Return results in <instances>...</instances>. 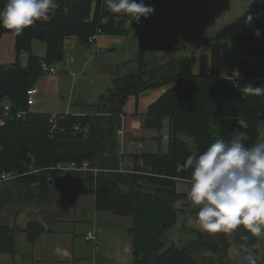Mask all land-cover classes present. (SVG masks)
<instances>
[{
  "label": "trees",
  "instance_id": "1",
  "mask_svg": "<svg viewBox=\"0 0 264 264\" xmlns=\"http://www.w3.org/2000/svg\"><path fill=\"white\" fill-rule=\"evenodd\" d=\"M57 2L59 7L49 21H36L20 34L0 27V37L4 32L16 34L17 53L14 63L0 65V116L5 101L10 103V116L0 125V176L15 172L12 179L0 181V216L4 211L17 216L24 206L34 202L54 204L18 230L16 225L0 219V253H14L20 233L33 243L39 234L52 232L57 219L64 215V197L81 192L94 195L96 211L130 218L127 234L132 264H226L224 258L232 242L253 249L260 264L254 246L259 238L243 228L227 235L208 233L200 226L183 223L180 215L185 210L176 205L190 198L176 190L178 182L189 181L190 169L184 167L189 154L202 152L217 138L228 140L238 131L246 132L247 145L257 143L264 122V95L248 96L241 89L248 83L264 86V13L259 5L250 7L214 37L203 40L209 53L176 57L166 55L167 48H160L163 54L145 58L139 49L135 56L137 70L116 76L107 93L101 95L95 112L58 114V129L50 134L49 115L28 112L27 91L44 74L41 62L52 64L64 59L65 36L75 35L87 44L98 28L100 34H128V16L111 13L105 0H94L92 8V0ZM6 3L0 0V9ZM226 38L238 41L254 61L241 58L236 74L221 77L220 46ZM36 39L46 44L42 57L33 52ZM22 51L27 53L24 66L19 61ZM170 83L175 85L148 106L141 123L142 128L160 134L167 122L166 150L129 154L131 166L123 167L125 155L119 152L117 131L124 104L131 95L137 97L145 90ZM18 111H25V116L17 118ZM240 119L247 122V128H240ZM74 125L88 129L75 131ZM180 135L191 138L192 144ZM64 161H87L88 169H58ZM58 204L59 208L55 207ZM178 219L181 228L184 225L188 230L184 242L166 246L164 235ZM242 235L249 239L242 240Z\"/></svg>",
  "mask_w": 264,
  "mask_h": 264
},
{
  "label": "rangeland",
  "instance_id": "2",
  "mask_svg": "<svg viewBox=\"0 0 264 264\" xmlns=\"http://www.w3.org/2000/svg\"><path fill=\"white\" fill-rule=\"evenodd\" d=\"M255 2H259L261 9H264V0H144L145 4L154 7V12L146 19L141 18L139 23L131 21L128 17L126 24L128 34L122 37L121 42L97 51H93V48L90 47L95 40L93 42L87 41V44L80 42L82 49L66 50L63 60L52 62L56 72L53 74L44 73L40 77L37 81L39 91L34 96L35 104L29 108H32L33 112L36 113L38 112L36 109L41 107L44 113L55 110L64 111L66 106H85V108H80V111L93 113L96 111L95 108L98 106L101 95L107 93L106 91L113 85L116 76L130 74L137 70L135 56L140 49V40H145V45L150 47L141 49L143 52L140 56L145 58L163 54L160 48H167L164 53L176 57L192 56L193 54L198 56L203 51L209 53L208 46L204 44L203 40L214 37L219 31L234 22L243 12L257 5L254 4ZM93 4L94 0H92L91 8ZM221 42L223 43L221 72L227 75V71L233 65V58L245 53L235 39L226 38ZM228 42H235L236 47L227 45ZM32 49L35 54L43 55L44 42L40 39L34 40ZM228 53L232 56L229 59ZM67 57H73L74 60L70 61L72 60L70 58L68 61L66 60ZM194 68L197 69L198 65L196 64ZM262 102L264 103V99ZM29 108L28 112H30ZM259 131L256 142H264V122L260 124ZM137 132L140 135L150 134V136L158 134L155 131H150L151 134L140 129ZM180 138L192 144L191 138L185 135H180ZM157 145V142L153 143V148ZM148 147L151 146H143L145 150ZM164 147L165 145H163ZM128 159L131 162L129 157ZM31 160L30 167L33 166V159ZM65 163L67 162L64 161ZM186 182L185 184L189 185V182ZM176 205L185 210L184 214L180 215L183 223L188 222L189 225L199 226L196 219L198 207L191 202L190 198L180 200ZM53 206V203L43 204L40 202L37 204L34 202L24 206L17 216L12 212L4 211L0 219L3 223L16 225L18 230L22 224L33 219L42 209H50ZM55 207L59 208V204ZM193 210L195 211L193 212ZM105 213L109 214L108 212ZM69 216L74 217L75 220L90 219L85 216L81 208ZM120 218L125 221L130 220L129 217L120 216ZM184 228V225L181 228V222L178 219L173 228L164 235L165 245L172 243L181 245L184 242L185 233L188 232ZM22 234H18L16 240ZM254 246L259 251V263L264 264V239H259ZM245 249V247H238L232 242L228 254L224 258L226 264H238Z\"/></svg>",
  "mask_w": 264,
  "mask_h": 264
},
{
  "label": "crops",
  "instance_id": "3",
  "mask_svg": "<svg viewBox=\"0 0 264 264\" xmlns=\"http://www.w3.org/2000/svg\"><path fill=\"white\" fill-rule=\"evenodd\" d=\"M254 4H258L261 9L259 2H255ZM108 10L113 13L110 9ZM261 12L264 13V9H261ZM127 19L125 24H127ZM123 36L125 35L99 34L90 47L93 48V51L109 48L121 42ZM15 41L16 34L13 32H4L1 35L0 65H9L15 62L17 56ZM236 43L241 46L238 41H236ZM236 43L228 42L227 45L234 48L236 47ZM76 48H78V50L82 49L78 37L75 35L65 36V55L66 50ZM45 49L46 44L44 43L43 55L39 56H44ZM242 50L245 54L233 58V65L231 66V69L227 71V75H225V73L221 72L223 60V43L221 42L219 70L221 77H227L229 74L235 73L236 64L239 59L247 58L250 61L254 60L243 47ZM228 54L230 55L228 57L229 59L232 56L230 53ZM70 58H72L70 61L74 60L73 57H67L66 60ZM19 61L22 66L26 65V52H20ZM174 85V83H170L145 90L137 97L133 95L128 97L123 106L121 126L120 129H118V131L121 132L118 133L117 131L120 142L119 152L125 155L122 163L123 167L131 165L129 159L127 160L129 154L144 151L145 149L143 146L145 145H150L151 147H148L147 150L151 151H157L159 149L163 151L166 150V121L160 134H155L153 136H150V134L140 135L137 130L140 129L141 131L151 133L150 131L152 130L144 129L141 126L143 114L147 111L150 104L155 102L166 90L172 88ZM34 89L36 90V93L39 91L37 82L34 85ZM80 108H85V106H66L64 111L55 110L43 113V110L40 107L36 109L38 111L36 113L51 115L70 112L80 114L83 113V111H80ZM29 109L31 112L34 111L32 108ZM159 135L161 136V139H157ZM156 142L158 145L155 146L154 149L153 143L155 144ZM163 145H165V149L163 148ZM185 183L187 182H178L176 184V190L188 194L190 186ZM94 200L95 198L93 194H85L81 192L64 197L62 200L64 215L57 219L58 221H56L54 230L52 232L39 234L33 243H29L26 240V236L22 234L16 240L17 250L14 253H0V264H132L131 239L127 234V228L130 227L131 220L127 219L125 221L119 216L96 211ZM78 208H81V210L84 211L85 216L90 219L75 220L74 217L69 216L71 213L75 214V211ZM24 225L25 224H22V227H24ZM91 230L97 235V244L95 247L91 246V244L85 239V234Z\"/></svg>",
  "mask_w": 264,
  "mask_h": 264
},
{
  "label": "clouds",
  "instance_id": "4",
  "mask_svg": "<svg viewBox=\"0 0 264 264\" xmlns=\"http://www.w3.org/2000/svg\"><path fill=\"white\" fill-rule=\"evenodd\" d=\"M106 3L113 13L137 23L154 12L144 0ZM58 7L57 0H7L0 9V27L20 34L36 21H49ZM241 91L261 96L264 86L248 83ZM237 123L241 129L248 126L243 119ZM246 141V132L238 131L228 140L217 138L202 152L189 154L184 161L190 169L188 194L198 207L196 219L204 231L227 235L243 228L252 237L264 239V142L247 145ZM241 239L247 241L249 236ZM240 264H258L253 249L244 250Z\"/></svg>",
  "mask_w": 264,
  "mask_h": 264
},
{
  "label": "built area",
  "instance_id": "5",
  "mask_svg": "<svg viewBox=\"0 0 264 264\" xmlns=\"http://www.w3.org/2000/svg\"><path fill=\"white\" fill-rule=\"evenodd\" d=\"M106 1V0H105ZM102 21L104 22L105 19L103 18ZM100 34V28L97 29V31L92 34L89 38H88V42H93L96 37ZM41 70L44 73H49V74H53L56 72V68L53 64H47L46 62L42 61L41 62ZM36 94V90L34 89V87L30 88L27 91V103L29 106H32L35 102V96ZM4 112L1 114L0 116V125H3L5 123L6 118H8L10 116V111H9V106L10 103L9 102H5L4 103ZM26 112L25 111H18L16 113V117L17 118H23L25 116ZM58 114H51L49 115V121L51 123V127L49 129V133L52 134L54 132L55 129H58L57 127V123L56 120L58 118ZM73 129L75 131H80V132H85L87 131L88 127L87 126H83L80 127L79 125H74ZM121 131H118V133H120ZM57 168L63 171L66 170H86L88 169V162L84 161L81 164H76L75 162H67V163H59L57 165ZM13 177H15V175L13 173H2L0 176V180H9L12 179ZM85 239L93 246L95 247L97 244V235L95 234L94 231H88L85 234Z\"/></svg>",
  "mask_w": 264,
  "mask_h": 264
},
{
  "label": "water",
  "instance_id": "6",
  "mask_svg": "<svg viewBox=\"0 0 264 264\" xmlns=\"http://www.w3.org/2000/svg\"><path fill=\"white\" fill-rule=\"evenodd\" d=\"M149 47V46H148ZM147 45H145V40H140V43H139V48L140 49H143V48H148Z\"/></svg>",
  "mask_w": 264,
  "mask_h": 264
}]
</instances>
